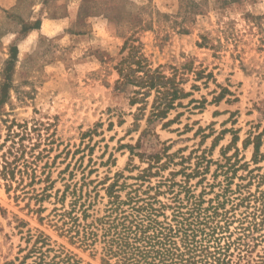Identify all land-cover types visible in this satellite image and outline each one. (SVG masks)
<instances>
[{"label": "rangeland", "instance_id": "1", "mask_svg": "<svg viewBox=\"0 0 264 264\" xmlns=\"http://www.w3.org/2000/svg\"><path fill=\"white\" fill-rule=\"evenodd\" d=\"M17 123L49 151L22 191L0 179V264L39 236L102 264L58 228L77 195L82 222L144 209L198 239L264 187V0H0V156Z\"/></svg>", "mask_w": 264, "mask_h": 264}, {"label": "trees", "instance_id": "2", "mask_svg": "<svg viewBox=\"0 0 264 264\" xmlns=\"http://www.w3.org/2000/svg\"><path fill=\"white\" fill-rule=\"evenodd\" d=\"M15 53L16 47L12 46L8 63L15 59ZM160 78L163 77L155 76V80ZM148 80V89L155 88L160 93L163 82L155 85L153 76L148 77ZM177 96L176 90H173L168 103ZM160 113L158 111L157 115ZM16 127L20 130L8 129L4 141L9 139L10 143L0 156V179L4 181L7 192L22 191L25 186L31 185L36 178L32 168L34 162L49 151L41 149L35 153L39 143H22L24 139H31L26 124L17 123ZM15 137H18L17 141ZM5 144H0V150L4 149ZM258 148L259 144H254L255 154ZM25 178L29 179V183L21 186ZM263 178L264 174L260 176L258 185ZM77 199L78 195L72 200L70 210L54 209V214L61 220L58 228L69 235L71 243H77L79 247L88 248L101 240L102 264H264V187L239 197L238 203L233 204L229 200L230 209L217 213L219 221L208 227L207 232L201 230L198 239L196 234L184 232L180 243L174 239L177 230L173 232L172 227L159 225L151 218L152 212L144 209H134L136 214L123 215V211L115 207L111 210V219L107 216L98 219L96 224L82 222L85 211L81 212V219L74 213ZM237 207H243L239 217L233 212ZM229 212L232 213L228 215ZM233 223L236 225L230 229ZM46 240V237L39 236L35 244L40 245L33 244L18 264H80L75 255L69 252L55 251L50 256L48 253L52 251L51 248L42 250L47 245ZM30 258L31 262L26 263ZM4 264L15 263L9 261Z\"/></svg>", "mask_w": 264, "mask_h": 264}]
</instances>
